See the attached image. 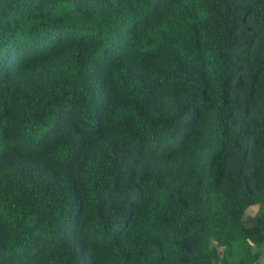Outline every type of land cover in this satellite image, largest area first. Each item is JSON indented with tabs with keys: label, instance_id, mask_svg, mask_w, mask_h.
I'll use <instances>...</instances> for the list:
<instances>
[{
	"label": "trees",
	"instance_id": "trees-1",
	"mask_svg": "<svg viewBox=\"0 0 264 264\" xmlns=\"http://www.w3.org/2000/svg\"><path fill=\"white\" fill-rule=\"evenodd\" d=\"M261 257L264 0H0V264Z\"/></svg>",
	"mask_w": 264,
	"mask_h": 264
},
{
	"label": "rangeland",
	"instance_id": "rangeland-1",
	"mask_svg": "<svg viewBox=\"0 0 264 264\" xmlns=\"http://www.w3.org/2000/svg\"><path fill=\"white\" fill-rule=\"evenodd\" d=\"M255 210H256V206H255V205H251V206H248V207L246 208L245 211H246L247 213L251 214V213H253ZM261 259L264 261V257H261Z\"/></svg>",
	"mask_w": 264,
	"mask_h": 264
}]
</instances>
